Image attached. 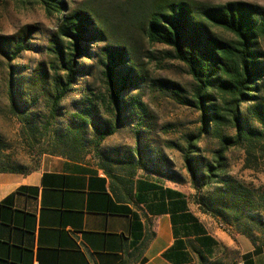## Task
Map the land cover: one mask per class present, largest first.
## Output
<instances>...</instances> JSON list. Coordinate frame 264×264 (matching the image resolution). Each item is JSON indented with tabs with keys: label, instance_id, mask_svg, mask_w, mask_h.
Returning <instances> with one entry per match:
<instances>
[{
	"label": "trees",
	"instance_id": "trees-1",
	"mask_svg": "<svg viewBox=\"0 0 264 264\" xmlns=\"http://www.w3.org/2000/svg\"><path fill=\"white\" fill-rule=\"evenodd\" d=\"M21 1L42 7L56 21V32L46 49L50 60L48 71L41 65L29 79L17 84L9 82L12 110L20 120H32V110L43 96L48 120L55 121L65 114L60 112L61 104L70 93L77 92L80 101L72 104L73 113L57 140L61 148L58 155L77 162L84 150L82 140L87 129L98 148L124 126L143 127V121L135 119V114L143 111L142 104L132 95L123 97L140 80L132 64L128 65V50L112 44L102 47L96 63V54L91 53L89 44L102 41L103 35L88 9L68 11L65 0ZM221 33L228 34L230 39ZM145 36L150 44L169 48V58L182 63L194 83L191 97L186 98L176 85L163 80L156 82L158 87L171 90L181 105L199 113L198 134L188 137L186 147L180 149L197 192V206L203 213L234 227L253 244L264 246V239L253 237L250 229L243 228L246 221L252 225L257 221L264 226V220L253 214V211L264 212V198L257 206L253 194L228 176L225 158L229 149L242 148L249 164L255 148H264V60L259 46L264 42V9L241 2L211 5L164 1L151 9ZM28 48L29 43L21 39L14 43L12 52L5 53L15 60ZM84 57L98 65L105 85L103 90L87 85L78 87L79 77L89 76L94 68L79 63ZM27 126L32 131L33 125ZM229 132L232 134L228 135ZM205 135L218 142L209 160L197 147ZM146 151L137 143L132 152L98 154L96 168L122 186L132 184L139 166L148 172L147 176L161 181L165 173L157 165L151 163L153 169L145 166ZM31 172L10 165L0 167V173L27 175ZM204 190L206 194L202 193Z\"/></svg>",
	"mask_w": 264,
	"mask_h": 264
},
{
	"label": "rangeland",
	"instance_id": "rangeland-1",
	"mask_svg": "<svg viewBox=\"0 0 264 264\" xmlns=\"http://www.w3.org/2000/svg\"><path fill=\"white\" fill-rule=\"evenodd\" d=\"M183 1L192 4L207 3L221 5L228 2H241L257 5L264 9V0H65L66 9L76 10L86 8L92 16L93 23L99 25L103 35L102 41L89 44L91 53L96 54L107 45H119L128 50V65L139 76L137 86L123 94L124 98L132 95L139 100L143 111L136 115V122L143 121V127L135 125L124 126L117 134L95 147V140L89 129L84 132V150L79 156V162H85L95 167L98 165V154H113V152H132L136 144L146 149L143 156L147 169L154 163L164 173L162 182L181 189L188 198L194 211L206 218L230 235H239L234 227L226 226L220 220L203 213L196 204L197 192L192 185L191 176L187 172L180 149L186 147L187 138L196 136L200 129L199 113L185 107L176 100L171 90L158 87L157 81H167L176 85L182 95L190 98L194 83L186 67L169 58L170 49L161 45H152L145 36V23L151 9L160 2ZM56 32V21L49 18L42 7L21 0H0V167L10 165L19 167L23 172L36 171L46 156L60 157L61 148L57 140L62 135L66 120L71 117L73 103L80 101L77 92H72L61 106L65 113L57 120H48V108L45 97L40 96L32 110L31 121L22 122L12 110L9 99V82H22L35 75L42 65L48 71L50 62L46 49L52 35ZM230 39L228 34H220ZM26 40L29 48L15 60L10 54L14 43ZM263 53L264 42H260ZM98 57V58H97ZM79 63L94 67L89 76H80L78 87L85 85L94 90L105 87L98 65L90 58H80ZM131 63V64H129ZM15 68V69H14ZM23 85V84H22ZM76 87L75 89H77ZM49 122L47 124L46 122ZM27 123V124H26ZM28 123L33 125L28 130ZM139 133V134H138ZM232 133L229 132L228 135ZM137 135L139 139L136 138ZM201 155L210 159L212 151L218 148V142L211 136H203L197 144ZM254 158L246 164L242 148H232L225 154L228 176L237 184L247 188L254 196L256 205L264 198V148H255ZM151 160L149 163L146 161ZM137 177L147 176L141 166L137 169ZM202 193L206 194V190ZM257 219L264 220V212H254ZM243 228L250 229L251 235L264 239V226L256 221L251 224L246 221Z\"/></svg>",
	"mask_w": 264,
	"mask_h": 264
},
{
	"label": "crops",
	"instance_id": "crops-1",
	"mask_svg": "<svg viewBox=\"0 0 264 264\" xmlns=\"http://www.w3.org/2000/svg\"><path fill=\"white\" fill-rule=\"evenodd\" d=\"M1 204L0 264H264V246L150 176L122 186L91 164L46 156L27 175L0 173Z\"/></svg>",
	"mask_w": 264,
	"mask_h": 264
},
{
	"label": "built area",
	"instance_id": "built-area-1",
	"mask_svg": "<svg viewBox=\"0 0 264 264\" xmlns=\"http://www.w3.org/2000/svg\"><path fill=\"white\" fill-rule=\"evenodd\" d=\"M239 264H243V263H239Z\"/></svg>",
	"mask_w": 264,
	"mask_h": 264
}]
</instances>
